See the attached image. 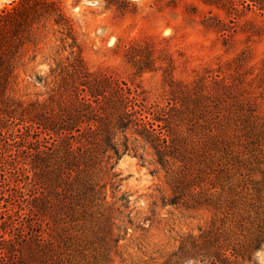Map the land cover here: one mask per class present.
<instances>
[{
    "label": "trees",
    "instance_id": "trees-1",
    "mask_svg": "<svg viewBox=\"0 0 264 264\" xmlns=\"http://www.w3.org/2000/svg\"><path fill=\"white\" fill-rule=\"evenodd\" d=\"M238 2L264 14V0ZM44 16L76 43L57 0H17L0 12V176L6 180V164L16 169L19 150L13 147L25 129L34 139L25 140L26 153L40 192L31 207L39 222L27 252L17 259L12 252L7 264H79L77 256L87 252L92 264L111 261L123 230L115 213L123 215L130 200L122 196L115 208L107 187L115 188L114 168L130 149V133L154 150L168 173L170 205L216 207L214 197L222 192L233 205L240 187H251L258 202L253 206L261 217L245 244L208 230L184 237L160 264H260L255 252L264 242V67L254 74L243 52L210 80L183 82L170 75L167 107L150 111L127 82L91 71L78 55L57 64L59 80L44 102L23 105L11 91L32 29ZM254 172L262 181L252 178ZM237 174L243 179L233 182Z\"/></svg>",
    "mask_w": 264,
    "mask_h": 264
},
{
    "label": "rangeland",
    "instance_id": "rangeland-1",
    "mask_svg": "<svg viewBox=\"0 0 264 264\" xmlns=\"http://www.w3.org/2000/svg\"><path fill=\"white\" fill-rule=\"evenodd\" d=\"M13 1L17 0H0V12ZM57 1L73 24L76 43L65 39L62 32L66 31L50 18L36 22L11 91L23 105L44 102L59 80L57 64L66 65L78 55L91 71L127 82L150 111L167 107L170 75L183 82L210 80L243 52L246 67H253L254 74L264 67V14L247 10L238 0L235 4L230 0ZM148 58L150 69L140 72ZM21 133L22 139L13 147L19 150L17 167L13 170L6 164V180L0 176V264H7L12 252L16 259L26 254V243L39 222L31 213L40 192L33 185L25 143L34 139L25 129ZM129 142V151L114 168L115 188L107 187L109 204L115 208L122 204V196L130 200L123 215L115 213L123 230L108 264H160L184 237L213 229L235 244H245L252 237L261 216L255 213L258 202L248 181L250 188L240 187L233 205L225 200V192L214 197L216 207L170 205L169 176L156 162L154 150L132 133ZM238 175L233 182L243 179ZM252 178L262 181L263 176L254 172ZM204 187L207 193L219 195L209 185ZM90 256L89 252L77 256V262L92 264ZM255 257L264 264V242Z\"/></svg>",
    "mask_w": 264,
    "mask_h": 264
}]
</instances>
